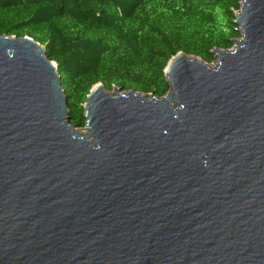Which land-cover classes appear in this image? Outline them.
<instances>
[{
	"label": "water",
	"instance_id": "water-1",
	"mask_svg": "<svg viewBox=\"0 0 264 264\" xmlns=\"http://www.w3.org/2000/svg\"><path fill=\"white\" fill-rule=\"evenodd\" d=\"M233 22L162 97L95 84L86 134L44 46L0 36V264H264V0Z\"/></svg>",
	"mask_w": 264,
	"mask_h": 264
},
{
	"label": "trees",
	"instance_id": "trees-1",
	"mask_svg": "<svg viewBox=\"0 0 264 264\" xmlns=\"http://www.w3.org/2000/svg\"><path fill=\"white\" fill-rule=\"evenodd\" d=\"M240 0H0V36L27 35L57 64L69 123L85 126L95 84L162 97L182 51L210 63L240 37Z\"/></svg>",
	"mask_w": 264,
	"mask_h": 264
},
{
	"label": "rangeland",
	"instance_id": "rangeland-1",
	"mask_svg": "<svg viewBox=\"0 0 264 264\" xmlns=\"http://www.w3.org/2000/svg\"><path fill=\"white\" fill-rule=\"evenodd\" d=\"M235 12H236V11H235ZM238 38H241V35H240V37H238ZM234 46H235V44L233 43V46L230 48V50H231ZM216 55H217V53L214 52V60H213L212 62H210V63H207L208 66L213 67V63L216 62ZM193 57H194V56H193ZM110 93H113V91H110ZM123 93H124V92H123ZM76 129H80V131H81L82 134H86V132H85L83 129L78 128V127H77Z\"/></svg>",
	"mask_w": 264,
	"mask_h": 264
}]
</instances>
